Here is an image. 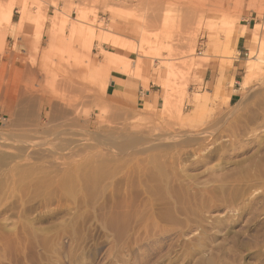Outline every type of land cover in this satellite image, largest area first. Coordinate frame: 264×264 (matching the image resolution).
Masks as SVG:
<instances>
[{"label": "rangeland", "instance_id": "obj_1", "mask_svg": "<svg viewBox=\"0 0 264 264\" xmlns=\"http://www.w3.org/2000/svg\"><path fill=\"white\" fill-rule=\"evenodd\" d=\"M154 2L165 29L144 22ZM0 16V264H264V59L240 85L264 0H0ZM105 34L144 51L158 34L161 54L102 43L120 66L99 75Z\"/></svg>", "mask_w": 264, "mask_h": 264}, {"label": "bare ground", "instance_id": "obj_2", "mask_svg": "<svg viewBox=\"0 0 264 264\" xmlns=\"http://www.w3.org/2000/svg\"><path fill=\"white\" fill-rule=\"evenodd\" d=\"M153 1V0H152ZM9 3V2H8ZM125 3V2H124ZM139 3H141V2H139ZM11 5H9V7H8V10H6V8H5V11L7 12V14L9 13V16H10V19H11V16H12V14H13V6H12V3H10ZM110 4V3H109ZM142 4V3H141ZM149 4V3H148ZM117 5V4H116ZM151 5H153V7L152 6H150L149 5V7H151V14H150V16H149V19L148 20H145L144 22L145 23H147L148 22V26L147 27H149V26H161L162 28H166L165 27V25H164V20L162 21V24H161V20H162V18L164 19V17H163V10H162V8H161V6L159 5V3H153V4H151ZM201 5H202V3L201 2H197L195 5L193 4V1L192 2H190L189 4H188V7H187V9L185 10V13L183 14H180V15H184V17H182V19L181 20H183V22L181 21L180 23H178L179 24V27L182 25V23H183V25L182 26H186V28L187 27H189V25H190V27L193 25V22H192V20H194L195 18V15H196V13H197V11L200 9V7H201ZM23 6V5H22ZM6 7V6H5ZM148 7V8H149ZM111 9V8H110ZM112 11V10H111ZM115 11H116V9H115ZM184 11V10H183ZM20 12H21V23H20V25L21 26H23V23L28 19V14H27V7L26 6H23V8L20 10ZM40 12H41V10H40ZM150 12V11H149ZM57 13V12H56ZM59 14V13H58ZM87 14V13H86ZM148 14V15H149ZM40 15H42V12H41V14ZM57 15V14H56ZM88 15V14H87ZM147 15V16H148ZM177 15V14H176ZM43 16V15H42ZM57 16H59V15H57ZM1 17V16H0ZM44 17V16H43ZM56 17V16H55ZM55 17H54V19H55ZM203 17L204 16H202V17H200L199 19H198V23L200 24V20L201 19H203ZM87 18V17H86ZM95 18V17H94ZM146 18H148V17H146ZM56 19H58V18H56ZM142 19V18H141ZM40 20H42V19H40ZM59 20V19H58ZM0 21H1V19H0ZM57 21V20H56ZM196 21V20H195ZM55 21H53V23H54ZM74 22V21H73ZM42 23V22H41ZM56 23V22H55ZM88 23V22H87ZM197 23V22H196ZM197 23V24H198ZM202 23V22H201ZM144 24V23H143ZM197 24H196V26H197ZM56 25V24H55ZM145 25H147V24H145ZM144 25V26H145ZM143 26V25H142ZM194 26V25H193ZM71 27V26H70ZM146 27V26H145ZM145 27H142L143 28V30H144V28ZM147 27H146V29H147ZM54 28V27H53ZM174 28V27H173ZM196 28V27H195ZM132 29V28H131ZM180 29V28H179ZM188 29V28H187ZM130 30V29H129ZM173 30V29H172ZM176 30V29H175ZM5 31V30H4ZM179 31H181V30H179ZM192 33V32H191ZM87 34V35H86ZM104 34V33H103ZM186 34V33H185ZM85 35L86 36H88V46H89V48H90V50H91V48H92V46H93V44H94V40H95V38L97 37V32L94 30V29H91V30H89L88 31V33H85ZM110 35V34H109ZM109 35L108 34H105V35H101V37L98 35V37L99 38H103V40H101V42L103 43V44H112V45H114V46H116V47H118L119 49H121V51L122 50H124V51H128V50H130V51H132V52H138V54H141L142 56L141 57H145V56H153L151 53H154V55L155 56H160V54H161V50H160V48H162V43L161 44H159V35L157 34V37H155V40L153 41V45H152V47L154 46L155 47V49H153L152 51H144L143 49H142V43H141V45L139 44V47H141V48H139L134 42H132V41H124L123 39H120V38H114V39H111L110 37H109ZM117 37V36H116ZM164 37L166 38V36L164 35ZM175 37H176V35H175ZM174 38V37H173ZM180 39V38H179ZM182 39V38H181ZM85 40H86V37H85ZM163 40V39H162ZM167 40V39H166ZM0 41H2V38H1V34H0ZM181 41V40H180ZM166 42V41H165ZM145 43V42H144ZM148 43V42H147ZM152 44V43H151ZM172 44V43H171ZM177 44V43H176ZM180 44V43H179ZM182 44V43H181ZM148 45V44H147ZM150 45V44H149ZM183 45V44H182ZM84 48V47H83ZM183 48V47H182ZM188 50H189V48H188ZM123 52V51H122ZM186 52V51H185ZM105 53V52H104ZM194 52L192 51L191 52V54H193ZM263 54V52H262V48H260L259 47V49L257 50V52H255V51H251L250 52V55H249V60H250V63L249 64H247V68H246V74H245V76H244V78H243V80L240 82V85H241V87L243 88V91H245V92H248L249 91V89H250V87L252 86V84H253V80H254V74H257V72H256V69H257V67L259 68V66H257V63L256 62H254L255 60H258L259 62L261 61V60H263L264 59V55H262ZM111 63H116L115 64V66L118 68L119 66H120V60H119V57H117L116 55H114V54H111ZM154 56V57H155ZM140 57V56H139ZM155 58H157V57H155ZM160 59V58H159ZM122 60V59H121ZM129 61L131 62V59L130 60H128L127 61V63L129 64ZM257 61V62H258ZM122 62H124V59L122 60ZM126 62V61H125ZM140 62V61H139ZM127 64V65H128ZM131 64V63H130ZM129 64V65H130ZM111 65V64H110ZM127 65L125 66V68L124 69H127L128 67H127ZM141 65V64H140ZM259 65V64H258ZM123 66V67H124ZM144 66H146V64H144ZM163 66V65H162ZM168 65H166L165 64V68L167 67ZM188 66V65H187ZM127 67V68H126ZM164 67V66H163ZM169 67V66H168ZM105 68H100L99 69V75L101 74V75H103L102 74V72H103V70H104ZM129 70V69H128ZM186 70V69H185ZM258 70V69H257ZM32 71V70H31ZM81 71V70H80ZM170 71H172L171 69H170ZM29 72V71H28ZM27 72V73H28ZM173 72V71H172ZM190 72V71H189ZM32 73V72H31ZM36 73V72H35ZM183 73V72H182ZM107 74V73H106ZM185 74V73H184ZM184 74H182L183 76H184ZM170 72H169V74H167V76H165V77H167V80H164V88H165V93L162 95V99H163V107H165V106H169L168 107V109H175V108H178V110H179V112H180V110H182V104H180L179 102H181L180 100L178 101V104H177V101H175V100H171V102H170V94H171V91L169 92V89H171L170 87H172L171 86V79H170ZM174 77V76H173ZM178 78H180L179 76H178ZM177 78V79H178ZM166 79V78H165ZM169 79V80H168ZM32 80V79H31ZM176 80V79H175ZM170 81V82H169ZM161 82V81H160ZM173 82V81H172ZM82 91H84V89L82 90ZM101 91L102 92H105V89L103 88V89H101ZM102 92L101 93H98V92H95V93H93V97H94V99H98V100H100V99H103L102 98ZM104 94V93H103ZM21 96H23L22 94H21ZM87 97V96H86ZM24 98V97H23ZM177 99V98H176ZM22 100V99H21ZM86 100V99H85ZM156 101L157 100H153V103H156ZM24 102V101H23ZM26 102V101H25ZM21 103V102H20ZM102 103V102H101ZM182 103V102H181ZM24 104V103H23ZM21 105V104H20ZM26 106H27V104H26ZM176 106V107H175ZM24 108V107H23ZM54 111V110H53ZM175 110H173V112H174ZM182 112V111H181ZM31 115V114H30ZM20 116V115H19ZM55 120V119H54ZM194 121V120H193ZM73 130V129H72ZM86 133V132H85ZM124 135V134H123ZM126 135V134H125ZM109 136V135H108ZM110 136H112V139H113V135H110ZM129 136V135H128ZM135 136V135H134ZM115 137V136H114ZM121 137V136H120ZM133 137V136H132ZM8 138V137H7ZM131 138V137H130ZM134 138V137H133ZM111 139V138H110ZM109 139V140H110ZM119 139V138H118ZM121 139V138H120ZM119 139V140H120ZM123 140V139H122ZM116 141V140H115ZM124 141V140H123ZM122 141V142H123ZM117 142V141H116ZM115 143V142H114ZM150 143H152V142H150ZM156 143V142H155ZM159 143V142H158ZM146 147V146H145ZM162 167V166H161ZM164 174V173H163ZM151 175V174H150ZM171 176V175H170ZM144 185V184H143ZM159 188H160V186H159ZM169 188V187H168ZM161 189V188H160ZM155 194V193H154ZM204 194V193H203ZM216 194V193H215ZM220 194V193H219ZM228 198V197H227ZM229 199V198H228ZM120 214V213H119ZM123 215H124V213H123ZM202 234V233H201Z\"/></svg>", "mask_w": 264, "mask_h": 264}, {"label": "crops", "instance_id": "obj_3", "mask_svg": "<svg viewBox=\"0 0 264 264\" xmlns=\"http://www.w3.org/2000/svg\"><path fill=\"white\" fill-rule=\"evenodd\" d=\"M19 11V13H20V18H21V12H20V10H18ZM13 14H14V12H13ZM13 14H12V16H11V21H12V18H13ZM27 14H28V10H27ZM28 18H29V15H28ZM29 20L27 19L24 23H23V26H25L26 24H27V22H28ZM19 24L21 23V19H19V22H18ZM247 26V25H246ZM12 31H10V33H11ZM241 40V39H240ZM240 40H239V42H240ZM101 41V40H100ZM112 46H114V45H112ZM114 47H116V46H114ZM116 48H118V47H116ZM119 49V48H118ZM105 52V53H104ZM113 52H117V51H112V50H110V49H108V48H106L105 47V49H104V47L102 46V42H101V52H100V55H98L99 57H98V59H97V63H96V66L97 67H101V68H105V69H109L110 70V75L112 74V72L113 71H118V69H119V67L117 68L116 66H115V64L116 63H111V54L113 53ZM25 53H28V51H25ZM111 64V65H110ZM24 66V65H23ZM22 66V67H23ZM26 67H28L27 65H25ZM40 66H39V64H36L34 67H29V68H34V69H38ZM116 76H117V79H119V80H126V81H129L128 82V84H131V80H129V78L127 77V76H125L124 77V75H122V74H120V73H116ZM132 85V84H131ZM232 90H233V88H232ZM137 91H136V88L135 87H133V86H127V85H125V86H116V83H115V81H113L112 83H111V85L108 87V89H107V94H109V95H114L115 96V98L116 99H118V100H122V99H124V97H125V95H127V96H134L135 95V93H136ZM155 99V95L153 94H151L149 97H147V99H146V101H145V103H147L148 101H152L153 102V100ZM231 99H232V95H231Z\"/></svg>", "mask_w": 264, "mask_h": 264}]
</instances>
